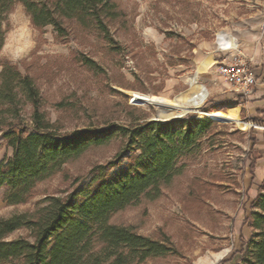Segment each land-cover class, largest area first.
Returning a JSON list of instances; mask_svg holds the SVG:
<instances>
[{
    "label": "rangeland",
    "instance_id": "rangeland-1",
    "mask_svg": "<svg viewBox=\"0 0 264 264\" xmlns=\"http://www.w3.org/2000/svg\"><path fill=\"white\" fill-rule=\"evenodd\" d=\"M113 2L122 15L111 22L105 20L111 43L94 26L81 29L74 23L69 24L68 40H57L51 26L36 30L23 7L16 4L2 23L7 31L0 64L11 62L32 77L39 93V113L61 134L149 119L162 121L156 108L135 100L134 93L173 100L189 91L193 75L207 93L199 107L203 114L190 110L177 118L190 114L199 118L209 109L230 112L235 108L237 117L248 123L246 128L211 118L218 124L217 144L203 150L198 158L185 161L182 172L162 187L157 198L140 196L113 214L110 222L131 226L147 237L166 234L175 246L173 254L134 264H197L216 253L222 254L210 264L226 258L231 264L238 263L242 240L251 233L243 221L250 216L257 193L264 192V175L248 166L251 136L247 132L253 127L262 140L264 117L239 110L237 105L244 103L240 94L218 77V63L227 62L228 56L241 49L236 46L227 52L217 48V36L233 35L239 45L247 30L264 21V0ZM209 57L217 61L201 66L197 73ZM18 106V122L31 124L29 102L21 98ZM121 146L116 137L102 146L89 147L57 174L38 183L26 203L6 204L5 189L0 188V217L33 211L46 195L94 189L95 167L111 160ZM258 147L264 150L262 142ZM11 155L12 149L0 137V161ZM131 157L127 153L117 166L106 170L105 177L113 178ZM26 234L24 229L16 230L8 239Z\"/></svg>",
    "mask_w": 264,
    "mask_h": 264
},
{
    "label": "trees",
    "instance_id": "trees-1",
    "mask_svg": "<svg viewBox=\"0 0 264 264\" xmlns=\"http://www.w3.org/2000/svg\"><path fill=\"white\" fill-rule=\"evenodd\" d=\"M16 4L23 7L36 30L51 26L62 42L68 40L69 24L74 23L81 29L94 26L111 43L105 20L111 22L122 15L113 0H0V48L7 31L2 23ZM85 62L94 66L90 60ZM0 65V137L12 149L11 157L0 161V188L5 189L6 204L28 202L38 183L57 174L89 147L102 146L116 137L122 141L111 160L95 167L94 189L46 195L33 211L0 217V264H134L175 253L166 234L147 237L110 219L140 196L157 198L162 187L182 172L185 161L217 144L218 124L208 116L190 114L61 134L39 113V93L32 77L11 62ZM21 98L31 105V124L18 122ZM256 115L264 117V110H257ZM247 134L251 138L246 156L252 171L262 158L258 144H264V137L260 140L253 127ZM127 153L132 155L128 165L113 178H106V170L117 166ZM251 206L250 216L243 221L251 233L242 240V258L234 264H264V192L257 193ZM20 229L27 234L8 239ZM226 263L230 258L217 264Z\"/></svg>",
    "mask_w": 264,
    "mask_h": 264
},
{
    "label": "bare ground",
    "instance_id": "bare-ground-1",
    "mask_svg": "<svg viewBox=\"0 0 264 264\" xmlns=\"http://www.w3.org/2000/svg\"><path fill=\"white\" fill-rule=\"evenodd\" d=\"M236 39L230 34L223 33L218 34L217 36V48H224L226 46H236ZM210 59V58H208ZM210 61V60H209ZM205 64V63H204ZM198 70V69H197ZM190 88L189 91L182 92L175 97V99H167L165 97H157L153 95H142L134 93L135 100L145 104L152 105L156 108L158 114V118L161 120L166 118H174L175 116H182L190 112V110H196L201 116L203 111L201 112L199 107L203 103L207 93L204 87L197 81L195 75L189 78ZM207 116L211 117L215 121H223V122H233L240 125L242 128H246L248 123L243 121L237 117L235 108L230 112H222V111H205ZM205 117V116H203ZM222 253H216L211 255L210 259H200L197 261V264H210L213 260L218 259Z\"/></svg>",
    "mask_w": 264,
    "mask_h": 264
},
{
    "label": "crops",
    "instance_id": "crops-1",
    "mask_svg": "<svg viewBox=\"0 0 264 264\" xmlns=\"http://www.w3.org/2000/svg\"><path fill=\"white\" fill-rule=\"evenodd\" d=\"M262 23H264V21ZM262 23L253 26L250 30H247V32L242 36L243 40L241 43L236 45L241 49V53L244 57L251 58L252 67L254 69L255 76H257V83L251 92H249L247 95L240 94L241 100L244 101V103H239L237 107L239 110L247 109L249 112L255 114L257 110H264V25H262ZM233 55H235V53L227 57L228 61L233 57ZM216 61V59L213 60L212 58H207L200 64L196 72L198 73L201 66L210 65L212 62ZM260 152L262 158L254 166L256 171L260 170L264 175V150L262 151L260 149Z\"/></svg>",
    "mask_w": 264,
    "mask_h": 264
},
{
    "label": "built area",
    "instance_id": "built-area-1",
    "mask_svg": "<svg viewBox=\"0 0 264 264\" xmlns=\"http://www.w3.org/2000/svg\"><path fill=\"white\" fill-rule=\"evenodd\" d=\"M262 25H264V23H262ZM219 48L227 52L237 49L236 46ZM217 74L223 78L233 91L242 95L249 94L257 83V76H255L251 58L244 57L240 51L233 55L229 61L219 62ZM206 98L207 96L205 97L203 103Z\"/></svg>",
    "mask_w": 264,
    "mask_h": 264
},
{
    "label": "water",
    "instance_id": "water-1",
    "mask_svg": "<svg viewBox=\"0 0 264 264\" xmlns=\"http://www.w3.org/2000/svg\"><path fill=\"white\" fill-rule=\"evenodd\" d=\"M207 116V115H206ZM178 116H175L174 118H166V119H163L162 121H167V120H169V119H175V118H177ZM209 117V116H208ZM211 118V117H210ZM153 120H158V119H153ZM252 124V123H251Z\"/></svg>",
    "mask_w": 264,
    "mask_h": 264
}]
</instances>
